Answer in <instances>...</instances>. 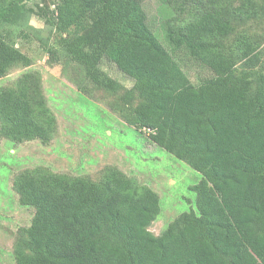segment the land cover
Masks as SVG:
<instances>
[{"label": "trees", "instance_id": "trees-1", "mask_svg": "<svg viewBox=\"0 0 264 264\" xmlns=\"http://www.w3.org/2000/svg\"><path fill=\"white\" fill-rule=\"evenodd\" d=\"M29 1L0 0V78L31 65L8 28L26 38L36 32L29 18L38 14L60 34L49 57L81 66L87 88L121 91L118 113L126 124L147 131L150 142L201 179L190 187L195 208L154 235L158 194L117 167H105L97 181L23 171L13 188L34 215L21 230L29 253L16 252V264H264V55L260 42L236 34L233 23L257 17L260 5L162 0L178 20L176 34L166 25L168 49L150 29L143 0H57L50 14ZM105 58L131 88L103 72ZM186 59L209 76L193 82ZM0 123V137L47 142L55 119L34 73L14 88L0 86Z\"/></svg>", "mask_w": 264, "mask_h": 264}, {"label": "rangeland", "instance_id": "rangeland-1", "mask_svg": "<svg viewBox=\"0 0 264 264\" xmlns=\"http://www.w3.org/2000/svg\"><path fill=\"white\" fill-rule=\"evenodd\" d=\"M255 1L260 5L257 6L259 15L233 23L238 26L236 34L245 32L260 42L264 55V0ZM56 2L30 0L28 6L35 11L37 4L48 6L50 14ZM235 5L238 0L233 1ZM142 6L150 29L169 49L164 37L166 25L172 26L173 34L178 28L171 7L162 0H143ZM29 24L36 32L29 30L26 38H17L18 29L9 27L8 39L31 60V65L14 66L0 78V86L14 88L24 73H34L45 105L55 119V127L47 142L34 139L16 143L0 137V264H16L14 254L18 251L29 253L24 246L27 235L21 230L30 226L34 208L21 205L13 188L14 178L26 170L44 169L97 181L105 167H117L127 177L158 194L161 210L149 231L159 235L176 216L195 208L197 196L190 187L200 181V174L150 142L147 131L139 133L126 124L118 113L121 91L87 88L81 66L60 57H49L47 51L57 46L60 34L50 31L38 14L30 16ZM182 62L193 82L196 76H209L208 69L187 59ZM101 69L118 84L131 88L130 79L109 59L101 62ZM85 88L89 93H84Z\"/></svg>", "mask_w": 264, "mask_h": 264}]
</instances>
